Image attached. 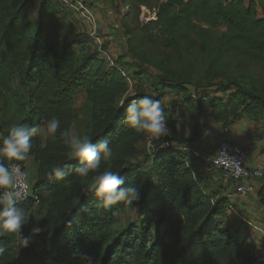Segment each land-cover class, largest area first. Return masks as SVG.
<instances>
[{
    "label": "trees",
    "instance_id": "trees-1",
    "mask_svg": "<svg viewBox=\"0 0 264 264\" xmlns=\"http://www.w3.org/2000/svg\"><path fill=\"white\" fill-rule=\"evenodd\" d=\"M129 5L137 18L145 7L156 19L137 30L127 25L128 53L114 59L104 53L107 42L98 46L97 36L81 30L84 21L60 0H0V135H7L14 123L41 129L32 137L27 161H4L26 170L31 159L35 165L32 196L20 204L29 212L24 235L34 225L36 206L46 210L37 222L46 231L18 255L15 237L0 236L7 249L0 264H87L86 257L92 264H254L253 250L264 246V241L249 239L251 226L232 210L235 184L228 182L234 187L230 190L212 182L197 162L213 167L180 150L196 148L207 128L206 114L224 127L241 119L256 122L264 137V89H248L234 81L219 83L214 86L224 96L210 97L207 103L204 96L193 99L206 86H195L192 78L178 76L170 68L184 53L193 54L189 44L195 39L212 56L211 70L232 57L264 67V0H132ZM218 28L226 30L215 36L213 30ZM141 44L156 47L158 58L149 61ZM128 55L139 67L166 71L148 83L145 69L134 71L132 78L144 89L136 96L159 99L169 89L184 94L194 122L190 138L174 135L177 121L168 122L171 137L154 141L155 148L139 163L138 147L151 137L123 123L131 100L124 59ZM79 92L89 105L84 136L94 143L107 139L113 151L98 172H118L125 186L138 187L142 197L138 204L105 207L94 192L85 194L83 188L97 173L81 178L69 170L62 180L48 179L56 165H79L67 159L69 148L60 137L64 129L72 133ZM54 115L62 123L53 138L44 126ZM169 141L179 146L161 148ZM256 194L264 205V186L259 190L256 186ZM128 209L137 210L136 221L114 231L117 213Z\"/></svg>",
    "mask_w": 264,
    "mask_h": 264
},
{
    "label": "clouds",
    "instance_id": "clouds-1",
    "mask_svg": "<svg viewBox=\"0 0 264 264\" xmlns=\"http://www.w3.org/2000/svg\"><path fill=\"white\" fill-rule=\"evenodd\" d=\"M124 102L121 101V107ZM165 98H153L151 95L135 96L128 102L123 123L137 133L150 137L166 136L169 133L168 117L165 114ZM58 116L49 118L44 126L46 134L55 137L61 127ZM41 129L27 124H12L7 135H0V236L9 234L15 237L17 255L34 243V237L46 231V226L34 223L26 236L23 229L29 224V212L20 206L28 188V173L22 172L20 166L11 161H27L32 151V137ZM60 137L68 145L67 159L77 160L79 165L73 168L70 163L54 166L48 173V179L62 180L73 170L76 175L86 178L90 173H97L84 188L85 194L94 192L105 207L123 202L125 205L137 204L141 200V190L135 186H125V180L118 172L105 170L98 172L102 161L109 160L113 151L107 139L93 142L87 135L82 138L74 136L68 129L60 132ZM6 245L0 242V256L6 252ZM87 264L92 258L86 257Z\"/></svg>",
    "mask_w": 264,
    "mask_h": 264
},
{
    "label": "rangeland",
    "instance_id": "rangeland-1",
    "mask_svg": "<svg viewBox=\"0 0 264 264\" xmlns=\"http://www.w3.org/2000/svg\"><path fill=\"white\" fill-rule=\"evenodd\" d=\"M249 1L251 0H246L247 3ZM149 13L151 12L146 11L145 13L146 16L143 19H141L143 20V24L150 22L148 20L146 22L147 18L148 19L151 18V16H149L150 15ZM259 16L262 17V14L260 12H259ZM127 25L130 26L131 29L137 30L142 25V22H140L137 17H134L133 19L129 20L128 23L120 24L119 30H116L113 27V29L117 31L116 33L118 34V36H110V32H106V34L102 32L101 34L99 31L100 28H98V24H96V29H97L96 36L97 37L95 36L96 37L95 40L100 39L99 42H101L102 44H104V42H107L106 43L107 48L106 50L104 49L105 55L110 54L111 58L116 59L122 54L128 53L127 46H126V40H127V34H126L127 27L126 26ZM81 30H83V28H81ZM90 30L93 31V27L91 25H90ZM225 30L226 29L224 28L214 29L213 34L215 36H220L221 34L225 32ZM136 34H138V32ZM123 37H125V40H123ZM138 37L141 38V35ZM191 44L193 45V54L188 55V53H184L182 57H180L179 59H176V61L170 65V68L173 70V72H177L178 76L182 74V76L192 78L194 85L199 84V85H203L207 87L202 90L201 95L199 94L200 96L193 95V99L195 98V100L196 99L198 100L201 96H206L208 99H210V97H215V96H224L222 92L220 91V89L214 85H217L219 83L233 82V81L241 83L248 89L257 90V91L264 89V67L263 66L257 63H254L250 60L244 59V58L232 57L229 59H225L220 64H218L213 70H211L212 67H211L210 62L212 60V56H210L209 52L205 50L200 45V42L196 39L193 40L189 44L190 50H191ZM98 46H101V45L99 44ZM142 49L147 50L146 58L149 61H155L158 58V52H157L156 47L144 46V44H141V50ZM124 59H125V69L127 70V73L130 76L129 80H130L131 90H130V93L128 94L129 99H133L138 92L144 90L141 87V85L138 83V81L132 78L134 71L139 70L140 68L145 69V73L148 76L146 78L147 83L150 81V78H152L153 80L158 79L159 76H161L163 73H166V71H163V73L161 71L160 72L155 71L153 68H149L148 67L149 65L139 67L138 65H135V62L132 56L128 55ZM195 86H198V85H195ZM150 94H153V92L151 91ZM227 96L228 95L226 94V98ZM163 98L166 99L165 114L168 117V122L177 121L174 135H178L180 138H190L192 134V128H193L194 122L191 119V116L188 110L189 108H188V102H187L186 96H184V94H181V93L175 92L174 90L169 89L165 91ZM208 102L209 100L207 101V103ZM88 106L89 105L87 103L86 96L84 95V93L79 92L76 95V99H75L76 121L72 127V134L78 138H82L88 128V121H89ZM210 121H212L211 118L209 117L208 114H206L205 117L203 118V122L207 124ZM215 125H217V129L213 128L212 130V128H210L208 136L206 133H204V136H202V139L206 140L207 143L209 144V145L207 144L208 145L207 148H209V150H210L211 144L214 143L213 137L217 135L216 133L219 132V130H224L227 132V130L229 131L231 128V126L224 127L223 124H219V123ZM247 125H248L247 128L242 125L239 126V127L241 126L243 127L244 138L247 141L245 146L246 145L248 146V143L257 144L261 142L260 151L264 153V137L262 136L263 128L256 122L254 123L248 120H247ZM171 134H172V131L169 127V133L166 136L171 137ZM205 134L207 137L205 136ZM154 141L158 142L156 140ZM154 141H152L151 148L149 147V143H148L149 141L145 143H141L139 145L138 148H139L140 154L137 160L138 163H139V160L143 159L146 153H150L151 150L155 148L156 143ZM177 146H179L177 143L169 141V142L164 143L161 146V148L167 149V148L177 147ZM203 151L207 152V150H203ZM197 164H198V169L200 168V170H204V172H206L205 174L209 176L212 182H215L221 185H224V184L228 185V188L230 190L234 188L233 184L228 183L231 180L227 179L221 171L215 170L213 168H209L203 165V163L199 161L197 162ZM28 170L27 172L29 174V181H30L31 186H33L37 179L36 171L33 170L32 168H29ZM215 186L217 185L215 184ZM241 199H244L245 201L243 200L242 202H240ZM241 199L239 200V203H238L240 204V208L242 205L247 206L248 208H250V212L254 215V218H256L257 213L261 211L263 207L262 201H260V198L257 197V194L255 193V194L248 195V196H241ZM236 202H238V200ZM238 204L237 205L234 204L235 205L234 213L237 214V216L239 214L246 215V213L240 211ZM45 212H46L45 208L37 205L34 210L33 224L41 220L44 217ZM137 216L138 214H137L136 209H128L127 211L117 213L116 223L113 228L114 231L118 232V231L125 229L130 223H133L134 221H136ZM251 229L257 231L255 227L253 226H251ZM254 235H255V232L249 231L248 237L254 236Z\"/></svg>",
    "mask_w": 264,
    "mask_h": 264
},
{
    "label": "crops",
    "instance_id": "crops-1",
    "mask_svg": "<svg viewBox=\"0 0 264 264\" xmlns=\"http://www.w3.org/2000/svg\"><path fill=\"white\" fill-rule=\"evenodd\" d=\"M79 1H83L86 4L90 5V7L93 9V16L96 20V24H98V28L100 33L102 34V32L104 34H106V32H110V36H118V34L116 33L117 31H115L113 29V27L116 24H126L129 22V20L133 19L134 17H136L134 11L131 10L129 3L132 0H79ZM143 11V12H142ZM150 12L148 9H146L145 7L141 8V14L138 16V20L140 22H142L143 24V19L146 15L145 13ZM151 16L150 19H146L148 21L151 20H155L156 16L155 13H149ZM84 24L86 27H82L85 30L87 29V31H90V25L88 24L87 21L84 20ZM105 36V35H104ZM123 40H125V37H123ZM98 44H102L100 41V39L96 40ZM217 123L210 121L209 123L206 124V130L204 131V133L207 134L209 133V129L215 128L217 129V125H215ZM240 125L245 126L246 128L248 127L247 125V120H240L238 121L236 124H234L233 126H231L230 130L227 132L224 130H219V132H217L213 137V144H211L210 150L211 152L216 150L217 145H218V141L222 138V136L227 137L228 139H231L232 141H234L235 143L245 147L247 149L248 152V160H247V164L253 168H264V153L260 151V146H261V142L257 143V144H249L248 146L245 144L247 143L246 139L244 138V133H243V127H239ZM254 126V125H252ZM239 129V130H238ZM226 130V129H225ZM223 131V132H222ZM205 134V136H206ZM204 136V135H203ZM206 136V137H207ZM212 143V142H210ZM207 141L206 140H199V142H197L195 144V149H202L203 150H207L209 148H207ZM27 168V170L29 168H32L33 170H35V165L34 162L32 161V159L26 164L25 166ZM29 171V170H28ZM33 172V171H32ZM257 189L259 190V188H261L262 186H264V180L263 182H259L256 184ZM238 199H237V198ZM241 199V196H234L232 197V203L233 204H238L239 200ZM244 198V197H242ZM254 199V198H253ZM238 200V202H236ZM244 199H241L240 202H242ZM245 201V200H244ZM239 208H240V204ZM262 210L259 211L257 213V217L254 218V215L250 212V208H248L247 206H241L240 211L246 213V215L244 214H239L238 216L247 224H249L250 226L255 227V229L258 231L253 230V232H255L254 236H249V239H254L256 242H262L264 241V205H262ZM234 210V207L233 209ZM244 215V216H243ZM255 226H254V225Z\"/></svg>",
    "mask_w": 264,
    "mask_h": 264
},
{
    "label": "built area",
    "instance_id": "built-area-1",
    "mask_svg": "<svg viewBox=\"0 0 264 264\" xmlns=\"http://www.w3.org/2000/svg\"><path fill=\"white\" fill-rule=\"evenodd\" d=\"M60 1L63 2L69 9H71L80 20L87 21L93 27V31L90 30L88 33L90 36L95 37L97 32L96 20L93 16V9L90 7V5L79 0ZM119 25L120 24H116L114 26V29L119 30ZM203 99L205 101L208 100V98L205 96L203 97ZM162 137H151L148 142L149 147H152V141H160ZM180 150H185L193 153L194 156L201 159L205 164L211 165L216 170L221 171L227 179H230L233 184H235V192L239 196H248L255 194L257 182L264 178V168H253L247 164V149L235 143L231 139H228L227 137L222 136V138L218 141L216 150L212 152L209 149H207V152L202 151V149L191 148H181ZM19 166L22 172H27V170L22 165ZM26 182L28 184V188L25 190V198L21 200L20 204L26 202L32 196L29 174ZM33 199L36 204L39 202L38 197H35ZM252 253L254 264H264L263 245H258Z\"/></svg>",
    "mask_w": 264,
    "mask_h": 264
}]
</instances>
